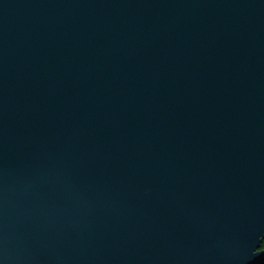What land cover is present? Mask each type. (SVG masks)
<instances>
[{
    "label": "water",
    "instance_id": "obj_1",
    "mask_svg": "<svg viewBox=\"0 0 264 264\" xmlns=\"http://www.w3.org/2000/svg\"><path fill=\"white\" fill-rule=\"evenodd\" d=\"M264 0H0V264H259Z\"/></svg>",
    "mask_w": 264,
    "mask_h": 264
},
{
    "label": "trees",
    "instance_id": "obj_2",
    "mask_svg": "<svg viewBox=\"0 0 264 264\" xmlns=\"http://www.w3.org/2000/svg\"><path fill=\"white\" fill-rule=\"evenodd\" d=\"M261 250L264 251V242H263L262 245H261ZM261 264H264V256H263V260H262V263H261Z\"/></svg>",
    "mask_w": 264,
    "mask_h": 264
},
{
    "label": "bare ground",
    "instance_id": "obj_3",
    "mask_svg": "<svg viewBox=\"0 0 264 264\" xmlns=\"http://www.w3.org/2000/svg\"><path fill=\"white\" fill-rule=\"evenodd\" d=\"M264 242V240L262 241V243ZM262 245V244H261ZM261 251H263V250H261ZM263 256H264V251H263ZM262 263V261L259 263V264H261Z\"/></svg>",
    "mask_w": 264,
    "mask_h": 264
},
{
    "label": "rangeland",
    "instance_id": "obj_4",
    "mask_svg": "<svg viewBox=\"0 0 264 264\" xmlns=\"http://www.w3.org/2000/svg\"><path fill=\"white\" fill-rule=\"evenodd\" d=\"M262 260H263V258H262Z\"/></svg>",
    "mask_w": 264,
    "mask_h": 264
}]
</instances>
